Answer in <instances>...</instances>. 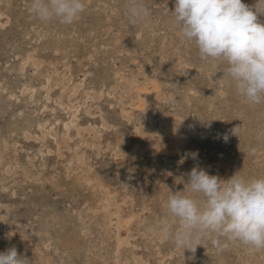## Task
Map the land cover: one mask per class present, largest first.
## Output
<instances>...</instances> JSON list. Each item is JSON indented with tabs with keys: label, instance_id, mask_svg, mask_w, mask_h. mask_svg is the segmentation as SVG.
I'll return each mask as SVG.
<instances>
[{
	"label": "rangeland",
	"instance_id": "rangeland-1",
	"mask_svg": "<svg viewBox=\"0 0 264 264\" xmlns=\"http://www.w3.org/2000/svg\"><path fill=\"white\" fill-rule=\"evenodd\" d=\"M144 2L149 22L131 23L127 0H86L64 25L34 18L29 0H0V252L32 264H264V250L238 242L193 255L149 231L168 219L165 186L183 191L193 167L264 178V103L237 94L226 64L200 59L175 0ZM242 2L264 24V0ZM173 117L187 144L162 153Z\"/></svg>",
	"mask_w": 264,
	"mask_h": 264
},
{
	"label": "clouds",
	"instance_id": "clouds-1",
	"mask_svg": "<svg viewBox=\"0 0 264 264\" xmlns=\"http://www.w3.org/2000/svg\"><path fill=\"white\" fill-rule=\"evenodd\" d=\"M86 10V0H29L28 12L42 23L73 24ZM129 21L149 22L151 12L144 0H127ZM175 22L181 36L198 48L202 61L226 64L224 76L237 94L253 105L264 103V24L242 0H175ZM167 102L176 105L174 95ZM242 126L233 129L238 136ZM223 139L228 140L224 135ZM258 149L250 147L249 155ZM196 159L198 153L185 156ZM182 183L184 181L181 179ZM164 208L168 219L157 221L149 231L171 240L193 255L207 244L218 253L232 243L250 252L264 250V178L246 177L241 171L227 181L193 167L184 190L167 186ZM0 264H32L12 247L0 252ZM185 264V257H184Z\"/></svg>",
	"mask_w": 264,
	"mask_h": 264
},
{
	"label": "bare ground",
	"instance_id": "bare-ground-1",
	"mask_svg": "<svg viewBox=\"0 0 264 264\" xmlns=\"http://www.w3.org/2000/svg\"><path fill=\"white\" fill-rule=\"evenodd\" d=\"M71 115H74V114H71ZM163 122H164V120H163ZM177 124H178L177 117H173L172 120H171V122L169 121V119H167V120H165L164 124H162V126L160 128L161 129V132L162 133H169V134H171V137H172L171 144H173V146L171 148H168L165 145L163 146V143L159 141L160 142L159 143V149L161 150L162 153L178 152V151H180L181 149H183L186 146L187 139L178 130V127H177L178 125ZM66 127L69 128V123H66Z\"/></svg>",
	"mask_w": 264,
	"mask_h": 264
}]
</instances>
